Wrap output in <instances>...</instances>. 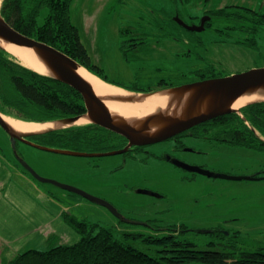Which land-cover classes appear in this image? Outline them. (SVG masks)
Segmentation results:
<instances>
[{
  "label": "rangeland",
  "instance_id": "obj_1",
  "mask_svg": "<svg viewBox=\"0 0 264 264\" xmlns=\"http://www.w3.org/2000/svg\"><path fill=\"white\" fill-rule=\"evenodd\" d=\"M229 4L264 9V0H72L70 17L78 28L91 63L97 66L95 70L111 76L119 65H123L120 27L144 29L152 33L160 28L157 22L164 27L165 23H170V17L174 19L177 15L187 23L198 24L206 9ZM236 10L243 11L242 8H230L226 12ZM231 23H234L233 20L213 18L212 25L193 32L176 21V25L167 24L164 29L178 32L180 39L191 40V43H181V46H190L193 55H200L196 58V67L214 62L217 70L224 73L263 67L264 27L257 33L254 47L247 45L244 38L248 35L242 31L221 33L216 30V27L222 28ZM199 132L200 135L181 137L186 147L192 150L180 151L186 159L179 160L200 166L213 175L190 173L178 168L188 175L181 177L177 168L172 166V159H158L156 155L146 153L137 154L139 159L130 158V152L101 156L71 155L41 149L19 140L13 148L8 134L0 127L1 159H10L17 165L22 160L41 177L105 200L121 217L157 226L152 228L149 224L124 222L109 207L95 200L49 181L34 179V183L45 191L33 193L25 190L20 193L12 186L6 187L5 191L0 190V195L4 197L0 199V235L4 236L6 252L49 248L56 242L51 238L50 228L66 238L67 243L75 242L73 240L78 239L79 234L71 226L61 227L60 214L63 210L76 220L97 223L117 234L125 231L141 232L145 236L163 234L168 232L163 227L175 223L189 229L177 231L178 238L193 242L199 248L208 247L211 243L210 247L227 250L234 255L240 250L264 248V150L220 140L214 136L213 129L203 134L200 128ZM31 139L40 141L39 144L46 142L36 136ZM173 143L171 139H166L150 144L149 148L156 153L168 151V154H173ZM53 144L50 147L70 148L69 145L60 147L58 143ZM121 146V140L113 136L107 141L83 144L82 148L105 152ZM219 174L258 175L247 179L225 178ZM13 178L24 187L17 176ZM9 181L15 184L6 176V184ZM48 190L52 196L46 192ZM21 220L36 221L39 230L48 234L47 242L41 244L35 237L30 242L39 244L18 249L26 242V228ZM132 240L140 249L154 254L156 245L141 237ZM185 264L199 263L192 261Z\"/></svg>",
  "mask_w": 264,
  "mask_h": 264
},
{
  "label": "trees",
  "instance_id": "obj_2",
  "mask_svg": "<svg viewBox=\"0 0 264 264\" xmlns=\"http://www.w3.org/2000/svg\"><path fill=\"white\" fill-rule=\"evenodd\" d=\"M71 2L72 0H1L0 14L17 31L56 47L93 72L88 63L90 56L87 48L80 39L78 28L71 21ZM230 8H242L243 11L226 12ZM204 13L210 14L205 28L212 25L213 18L233 20L234 23L222 28L216 27V30L221 33L229 30L242 31L248 35L244 38L248 46L255 47L256 35L264 27L262 8L225 5L212 10L206 9ZM234 13L237 15L232 16ZM167 24L176 25V21L170 17V23H165L164 27L157 22L163 28ZM225 74L229 73L218 71L214 62H208L198 68L196 78L200 80ZM102 78L107 80L105 76ZM107 81L132 91H152L173 85L162 83L143 88L135 83L128 85ZM0 111L15 118L42 122L82 114L85 112V105L76 89L25 67L0 47ZM200 128L203 134L213 129L216 138L230 144L264 150V100L244 104L238 112L216 116L190 130L193 135H200ZM34 136L48 142L43 145L58 143L60 147L69 145V149L80 151L93 150L82 148L83 144L107 141L113 136L121 140L122 146L126 142L121 135L94 123L74 124L28 137ZM21 168L31 176L23 166ZM62 218L79 234L75 242L69 244L56 241L46 249L29 248L18 252L7 264H185L192 261L199 264H264V248L240 250L234 255L230 251L210 247L211 243L208 247L199 248L193 242L179 239V232L189 230L183 224H168L163 227L168 232L145 236L144 233L130 231L117 234L97 223L76 220L65 210ZM146 224L152 228L157 227L147 222ZM136 237L156 245L154 254L140 249L132 240Z\"/></svg>",
  "mask_w": 264,
  "mask_h": 264
},
{
  "label": "water",
  "instance_id": "obj_3",
  "mask_svg": "<svg viewBox=\"0 0 264 264\" xmlns=\"http://www.w3.org/2000/svg\"><path fill=\"white\" fill-rule=\"evenodd\" d=\"M174 19L188 30L200 31L205 29V22L210 19V15H203L198 24L187 23L178 15L175 16ZM0 39L5 42H10L32 49L42 66L47 71L44 72V75L51 76L76 89L81 94L85 105V112L82 114L50 120L57 121L59 125L51 126L40 131H18L5 120L4 115L6 114L0 111V127H2L8 134L13 148L15 147L16 141L19 140L41 149L71 155L101 156L123 153L131 146L160 142L216 116L230 112H238L239 108H234L232 106L237 97L246 93H253L257 91L264 92V66L249 68L244 71L229 73L221 76L208 77L152 91H132L99 77L89 71L87 67L80 64L77 60L56 47L17 31L3 18L1 14ZM0 47L3 48L1 44ZM79 67H84L103 81L117 87H121L127 90L130 94L108 95L105 97L99 95L93 89L91 83L79 74ZM159 91H164L169 95L165 107L156 109L155 111L142 117H136L133 119L125 118L121 114L111 112L105 103L106 98L122 102H138ZM81 116H85L87 118L85 123H94L121 135L126 139V144L119 149L110 151L89 152L69 148L50 147L36 143L27 138L33 134L45 133L50 130L78 124L76 123V120H78ZM172 162L190 171L199 172L205 175H213L211 172L204 170L200 166L190 165L179 159H174ZM20 164L34 179L49 181L63 189L80 193L92 200H95L96 202L109 207L124 222L146 224L144 221L121 217L118 211L110 203L103 199L91 196L73 186L39 176L22 160ZM219 176L225 178H256V176L244 175L228 176L219 174Z\"/></svg>",
  "mask_w": 264,
  "mask_h": 264
},
{
  "label": "flooded vegetation",
  "instance_id": "obj_4",
  "mask_svg": "<svg viewBox=\"0 0 264 264\" xmlns=\"http://www.w3.org/2000/svg\"><path fill=\"white\" fill-rule=\"evenodd\" d=\"M208 15L210 14L208 13ZM119 33L121 37L120 52L123 65H119L111 76L99 74L95 70L97 66L91 63L90 58L88 60L89 66L99 77L102 78L105 76L107 80L128 85L135 83L143 88L152 84L173 83V85L170 86H174L198 80L196 78L198 75V68L200 67H196V58L198 55H193L194 51L190 46L184 48L181 46V43H191L190 39H180V34L178 32L164 29L163 27L151 33L148 30L123 26L120 27ZM187 135H193L190 128L169 138L174 142L173 149L175 153L173 154H168V151L156 153L149 148L150 144L134 145L129 148L130 158L139 159L137 154L146 153L149 155H156V158L166 159L167 161L168 159H186L180 151L192 150V148L186 147V144L181 139V137ZM27 138L32 140L31 137ZM171 163L172 166L177 168L181 173V177L188 175L183 174L179 169L190 173H196L176 165L172 161Z\"/></svg>",
  "mask_w": 264,
  "mask_h": 264
},
{
  "label": "bare ground",
  "instance_id": "obj_5",
  "mask_svg": "<svg viewBox=\"0 0 264 264\" xmlns=\"http://www.w3.org/2000/svg\"><path fill=\"white\" fill-rule=\"evenodd\" d=\"M0 44L3 48H5L6 51L15 56L18 62H20V64L24 65L25 67L31 68L41 74L47 72L32 49L10 42H5L2 39H0ZM78 72L87 81H89L93 89L103 97L108 95L130 94L127 90L121 87H117L103 81L84 67H79ZM168 97L169 95L167 93L164 91H159L143 98L138 102H122L106 98L105 103L111 112L121 114L128 119H133L136 117H142L155 111L156 109L164 108ZM257 100H264V92L257 91L253 93L242 94L237 97L232 106L234 108H240L246 103ZM4 117L5 120L18 131H40L51 126L59 125L57 121L36 122L26 121L8 115H4ZM86 120L87 118L85 116H81L78 120H76V122H84Z\"/></svg>",
  "mask_w": 264,
  "mask_h": 264
},
{
  "label": "crops",
  "instance_id": "obj_6",
  "mask_svg": "<svg viewBox=\"0 0 264 264\" xmlns=\"http://www.w3.org/2000/svg\"><path fill=\"white\" fill-rule=\"evenodd\" d=\"M0 152H1V150H0ZM6 176H9V178L11 180H13L15 184L11 183V181H9L6 184V182H5ZM15 176H17L19 178V181H22L24 183V187H22L21 184H20L21 186H19L17 184V182H15L16 180L13 178ZM34 182H35L34 179L28 173L23 171V169L19 165H17L14 161H12L10 159H1L0 158V190L5 191L7 189L6 187L12 186L17 191H19L20 193H23L25 190H27L28 192H33V193H39L41 191H45V190L40 189L39 186H37L36 183H34ZM46 192H48V194L52 196V194L50 193L49 190ZM1 197L2 196L0 195V199H1ZM2 199H4V197H2ZM61 214H60V216H62ZM61 220H62L61 227L64 228V226H69L66 222L63 221L62 217H61ZM21 223H22V226H24L26 228V234L24 235L26 242L24 244L22 243L23 245L21 244L22 246L20 245L18 249H20V248L23 249L24 247H30V245H36V243H38V242H30L35 237L39 238V240L41 241L39 243H41V244L44 242H47L46 238L48 237V234L45 232H41L39 230L36 221L32 220V221H26L25 222V221L21 220ZM50 234H52L51 238H54L55 241L67 243V239L64 238L62 235L57 234L56 231H53V228H50ZM45 235H47V236H45ZM54 235H55V237H54ZM3 238H4V236L0 235V264H7L17 252H15L12 249V252L7 253L4 246H3V244H4ZM76 240H77V238L74 239L73 241H76ZM34 247H36V246H34Z\"/></svg>",
  "mask_w": 264,
  "mask_h": 264
}]
</instances>
